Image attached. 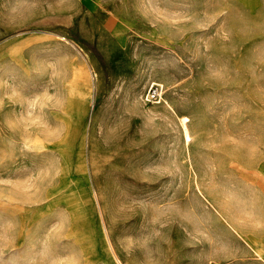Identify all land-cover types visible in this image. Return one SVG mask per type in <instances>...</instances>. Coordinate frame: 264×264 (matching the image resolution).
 Masks as SVG:
<instances>
[{
  "label": "rangeland",
  "instance_id": "rangeland-1",
  "mask_svg": "<svg viewBox=\"0 0 264 264\" xmlns=\"http://www.w3.org/2000/svg\"><path fill=\"white\" fill-rule=\"evenodd\" d=\"M255 249L264 0H0V264H264Z\"/></svg>",
  "mask_w": 264,
  "mask_h": 264
},
{
  "label": "built area",
  "instance_id": "built-area-1",
  "mask_svg": "<svg viewBox=\"0 0 264 264\" xmlns=\"http://www.w3.org/2000/svg\"><path fill=\"white\" fill-rule=\"evenodd\" d=\"M147 103H159L163 100V86L160 83H153L145 93Z\"/></svg>",
  "mask_w": 264,
  "mask_h": 264
},
{
  "label": "bare ground",
  "instance_id": "bare-ground-1",
  "mask_svg": "<svg viewBox=\"0 0 264 264\" xmlns=\"http://www.w3.org/2000/svg\"><path fill=\"white\" fill-rule=\"evenodd\" d=\"M183 126H184V132H185L186 139L188 140L189 137H190V133H189V130L187 128V125H186L185 121L183 122ZM255 253L259 257L260 260L264 261V254L262 253L261 250L255 249Z\"/></svg>",
  "mask_w": 264,
  "mask_h": 264
}]
</instances>
